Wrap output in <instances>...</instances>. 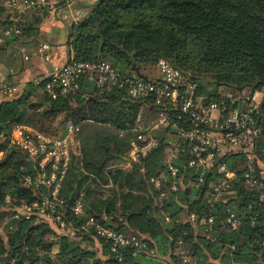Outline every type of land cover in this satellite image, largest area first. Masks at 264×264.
<instances>
[{
	"label": "trees",
	"instance_id": "1",
	"mask_svg": "<svg viewBox=\"0 0 264 264\" xmlns=\"http://www.w3.org/2000/svg\"><path fill=\"white\" fill-rule=\"evenodd\" d=\"M66 3L60 0L58 7ZM5 6L0 1V27L13 22L9 11L2 16ZM87 7L78 21L68 24L66 43L75 59H107L122 74L148 78L142 65L166 57L198 82L200 90L264 87V0H95ZM48 14V9L29 11L18 22L21 32L0 42V61L12 67L11 60L1 57L4 49L45 41L40 27ZM47 79L44 74L38 82L28 81L0 100V224L7 218L3 224L8 230L6 239L0 233L1 264H183L177 251L180 237L199 264H264V225L250 218L260 207H247L254 191L239 187L235 205L209 204L193 187L160 199L152 177L163 165L171 126L153 130L160 139L157 147L130 157L137 122L149 130L159 113L155 105L130 96L124 86L101 88L90 74L79 79L76 91L53 98L45 88ZM60 112L64 120L80 125L59 191L64 202L57 208L77 227L73 236L51 221L14 217L22 201L40 199L51 188L24 183L27 174L37 173L38 161L12 142V127L37 122L43 127V119ZM257 151L264 159V134ZM223 159L231 164L234 157ZM78 198L85 211L80 216L71 208ZM228 208L242 216L237 227L224 222ZM192 211L199 219L214 214L216 231L210 234L205 223L191 222L187 217ZM166 214L172 219L166 220ZM88 215L113 226L109 218L116 229L138 234L145 247L113 250L110 240L81 227ZM93 242L100 244V252L91 247Z\"/></svg>",
	"mask_w": 264,
	"mask_h": 264
},
{
	"label": "built area",
	"instance_id": "2",
	"mask_svg": "<svg viewBox=\"0 0 264 264\" xmlns=\"http://www.w3.org/2000/svg\"><path fill=\"white\" fill-rule=\"evenodd\" d=\"M57 1L6 0V5L12 9L13 22L0 27V42L21 32L18 22L25 19L29 11L48 9L53 12L62 8L57 7ZM38 49L45 61L52 60L53 50L48 41L41 42ZM157 67V76L145 78L137 73L122 74L107 59L81 60L71 56L63 63L50 66L45 73L48 78L45 88L53 98H58L76 91L79 79L90 74L101 88L124 86L130 96L155 105L159 113L149 130L145 131L144 125L137 122L139 131L129 155L137 159L147 154L160 144L153 130L171 126L166 134L163 165L152 177L153 185L160 190L159 198L163 199L170 191L193 187L201 191L209 204L235 205L241 187L254 191L255 199L247 207L258 206L260 210L250 218L264 225V218L260 220L264 213V160L257 151L258 138L264 134V87L236 92L218 87L207 92L200 90L199 83L168 58L161 57ZM3 80L0 89L5 93L16 90L13 83ZM56 129L47 132L27 123H16L12 127V142L20 144L38 161L37 173L27 174L24 183L34 187L46 184L51 188L50 193L40 199L22 201L14 217L51 221L63 233L73 236L77 227L63 218L57 208L64 202L59 191L71 163L70 143L77 139L80 125L67 118L62 128ZM224 156L234 157L233 162L230 164ZM71 208L77 216L85 213L81 198L75 200ZM187 218L193 223H205L210 234L216 231L214 214L199 219L192 211ZM171 219L166 214V220ZM241 221V214L228 208L224 222L237 227ZM81 227L110 240L113 250L125 245L145 247L138 234L120 231L93 215H88ZM177 251L183 264H199L184 237L179 238ZM117 256L120 260L123 258L121 253Z\"/></svg>",
	"mask_w": 264,
	"mask_h": 264
},
{
	"label": "crops",
	"instance_id": "3",
	"mask_svg": "<svg viewBox=\"0 0 264 264\" xmlns=\"http://www.w3.org/2000/svg\"><path fill=\"white\" fill-rule=\"evenodd\" d=\"M95 0H67V3L63 6L67 5V9H63L62 13L71 10L72 8L76 10L75 12L79 14L81 17L87 12L86 8L80 6L83 5L87 7L88 4L94 2ZM70 4V5H68ZM62 6V7H63ZM61 11V10H60ZM59 17V18H58ZM61 19L62 16H59L58 9L57 11H51L45 19L42 21L41 24V32H45L47 27L49 26V23L52 19ZM63 19V18H62ZM68 37V36H67ZM41 38L45 39V41H48L52 50H53V56L54 60L51 62L45 61L41 52L39 51L38 44L30 43V44H24L17 43L16 46L20 48V53L17 57V62H13L12 67L7 65L6 63L0 61V79L5 78L6 81L13 83L17 86V89L13 91L12 94H4L5 97H10L15 94V92H19L22 90L25 83L28 81H36L38 82V79L40 78L41 73H46L51 65L53 64H60L63 63L65 60L71 57L72 52L69 47V45L65 41L66 47L58 46L57 43L53 42L49 38L45 36H41ZM67 40V39H66ZM20 45V46H19ZM25 55H29V58H25ZM3 64V65H2ZM6 70V72L4 71Z\"/></svg>",
	"mask_w": 264,
	"mask_h": 264
},
{
	"label": "rangeland",
	"instance_id": "4",
	"mask_svg": "<svg viewBox=\"0 0 264 264\" xmlns=\"http://www.w3.org/2000/svg\"><path fill=\"white\" fill-rule=\"evenodd\" d=\"M0 1L2 3H4V5H6V3H5L6 0H0ZM59 1L60 0L57 1V4H56L57 7H58ZM80 6L86 8V11L88 10V7H85L83 5H80ZM62 9H67V8L65 6L62 8H58L59 16L61 15L63 19L62 18L58 19L59 17L52 19L49 23V26L45 30V32H41L40 36H42V37L45 36V37L49 38L53 42L57 43L58 46L66 47L65 41H66L67 36H68V24L73 22V21H78L81 18V16L79 14H77L75 12L76 10H74L73 8L71 10L69 9V11H67V12L64 11V13H62ZM8 11L10 13H12V9L10 7L5 6V10H4L2 16H6ZM40 30H41V27H40ZM19 50H13L12 51L11 49H4V51L1 53V57L8 58L9 60H11V63L13 65V61L15 60V55L18 56L20 53ZM71 52H72V50H71ZM54 56H55V53H54ZM54 56H53L51 62L54 60ZM157 64H158V61L156 63H144L142 65L141 70H142V72L149 74L150 76H157L159 73V69L157 67ZM4 71L6 72L5 69H4ZM40 75L43 76L44 73H41ZM41 76H40V78H41ZM3 79H5V78L0 79V85L2 84ZM16 89H17V86H16ZM13 91H15V90L8 91L5 93V90L0 89V100L4 98L3 97L4 94L10 95L13 93ZM36 91L38 93L40 91V89L37 88ZM33 98H35V97H33ZM64 116H65V113L60 112L58 114L50 115V116L46 117L45 119H43L44 120L43 127H41L42 125H40V122H37V124H30V125H33L34 127L38 128L40 130H43V131L52 132L53 130H57L56 128H59V127L62 128L63 122H61V120L64 118ZM27 124H29V123H27ZM77 141H78V139H76V142ZM6 220H7V218L2 219V222L0 224V233L3 235L4 239H6L8 237V230L5 228V225L3 224V221H6ZM91 247L100 252V244L99 243L93 242L91 244ZM53 251H56V249L54 248Z\"/></svg>",
	"mask_w": 264,
	"mask_h": 264
},
{
	"label": "water",
	"instance_id": "5",
	"mask_svg": "<svg viewBox=\"0 0 264 264\" xmlns=\"http://www.w3.org/2000/svg\"><path fill=\"white\" fill-rule=\"evenodd\" d=\"M176 66L179 67L178 65H176ZM184 72L187 73L186 71H184ZM107 222H108L109 224L115 226L109 218H107Z\"/></svg>",
	"mask_w": 264,
	"mask_h": 264
}]
</instances>
